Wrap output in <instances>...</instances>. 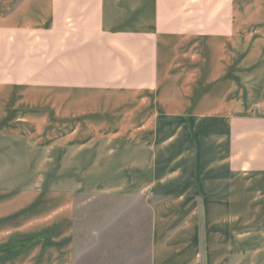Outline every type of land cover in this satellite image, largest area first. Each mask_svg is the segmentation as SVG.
<instances>
[{"label": "crops", "instance_id": "0c3cea01", "mask_svg": "<svg viewBox=\"0 0 264 264\" xmlns=\"http://www.w3.org/2000/svg\"><path fill=\"white\" fill-rule=\"evenodd\" d=\"M8 146L49 165L39 264L82 194L152 200L148 264H264V0H0Z\"/></svg>", "mask_w": 264, "mask_h": 264}, {"label": "rangeland", "instance_id": "374dc122", "mask_svg": "<svg viewBox=\"0 0 264 264\" xmlns=\"http://www.w3.org/2000/svg\"><path fill=\"white\" fill-rule=\"evenodd\" d=\"M0 154V264H39L56 234L45 223L49 165L39 152L8 146ZM151 204L142 195L73 196L69 264H148Z\"/></svg>", "mask_w": 264, "mask_h": 264}]
</instances>
